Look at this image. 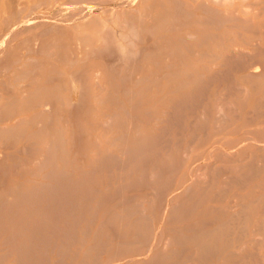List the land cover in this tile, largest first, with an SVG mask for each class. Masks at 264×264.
Listing matches in <instances>:
<instances>
[{"label":"rangeland","instance_id":"1","mask_svg":"<svg viewBox=\"0 0 264 264\" xmlns=\"http://www.w3.org/2000/svg\"><path fill=\"white\" fill-rule=\"evenodd\" d=\"M91 1L93 0H77L74 3L72 2L73 4L67 3L69 8L68 6H66V4L63 5L62 8H59L57 4L47 5L41 2L36 7V9L31 11V3H29V0H24V2H22L25 4H22L23 6H25L23 8L26 9L18 7L16 0H0L4 8V16H2L5 17V19L3 20V17L0 19V26H4L3 28L0 27L2 28V33L5 32L7 24L11 27V36L7 38V41L5 40L3 43L0 42V93L4 94L2 98L0 97V100L2 101H0V107L2 106L0 110V118L2 117L0 120V146H2L0 147V156H2L0 157V167H2L3 169L4 167L7 168L5 169V172L0 171V196H2L0 197V203H2V205L0 204L2 209H0V256H2L0 257L2 258L0 259V264H33V262L34 264H59L60 262L58 261H61V263L64 262V264H78L80 261L82 263L79 264H83V260L85 262L84 264H102L103 262L114 257V251L118 252L121 249L123 251L125 247L131 248V245L132 248L136 247L135 249L133 248V251L132 249H125L123 253L119 251V254H124V252H126L125 255H130V257L132 258L131 259L127 257L128 263L125 261V264H155L156 261L160 260L162 262L165 259L167 261L165 260L162 263L168 264L169 261L171 262L173 259L180 260L183 258V256L185 257L186 255L189 256V258H194L195 261L189 262L182 259L176 264H228L230 261L232 262L234 260H239V258L241 259L242 256H247L248 254L249 255L246 260L244 257L240 262L238 261L237 264H264V207L262 206L257 208L254 206L255 204H253L255 208L253 211L249 212L250 218L252 220L249 218L248 214L249 224L246 220V214L244 215L245 217L243 216L244 218H242L246 221L241 220V217L235 215V218L238 219L237 221H235L236 224L233 223L234 221H231L233 223L232 226L231 224H229L227 230H231V232L227 231L229 233L226 232V236H228L229 238L227 243H232V246L230 245L227 249H225V251H223L224 249L221 251L222 253L231 252L229 257H226L221 253L215 254L214 257L211 254L208 257H205L207 260L204 258L205 260L203 259L204 261L200 263L196 261V258L198 260L199 257V255L196 254V246L191 244V242L186 238L187 235L191 234V232L194 230L196 232H199V230L203 229L204 227L210 228V224L208 223H210V221L211 223L213 222V215L215 214V209L212 208L223 207L224 209H226V211H228L229 209V213L235 214L240 209V206L237 205L235 206L236 208L231 207L233 203H249V200L258 198L260 195L262 196H260L261 199L259 198L260 201H264L262 200V198L264 197V194H262L264 191V157L262 156L264 155V103H261L260 105V101L262 102V99L264 98V96L261 94L263 93L262 90L264 91V0H223L224 4H222L223 1H221V4L219 6L218 4L212 2L206 3L204 7L207 6L213 9L216 8L217 10H221L222 14L225 13L224 15L220 16V11L216 10L219 17L216 11H214V13H216L214 16V13L206 12L205 8L204 10H201L199 12L196 11V9L194 8V3L190 0H176L182 6L187 7L188 16L179 17L178 19L163 17L157 18V20L155 21L154 29L149 31L146 34V38L143 40V43H146L149 46L153 45L154 47L144 49L143 51L140 50L135 54V56H133L134 54L129 56V60L131 59L132 61L130 60L127 65H122L120 64V62L114 64L111 57H100L93 55V53L90 51L93 47H97L99 45V43L96 41L92 45L88 44L84 46L79 44V37H83L85 35H93L92 32H82L81 30H77L75 28V25H77L81 21H84L83 19L78 20L76 16H70L71 18L67 22H65L66 20L63 22V24L70 25L71 30L66 33L67 35H60L55 33L57 27L54 25L56 22L62 23V18L66 17L67 15H72L73 12L78 10L81 4ZM125 3L126 0H105L104 3L96 4L94 0V5H92V3V6L89 5L90 7L86 6L83 9V14L93 15L99 12L100 7H115L127 9L129 7V4ZM157 3V1L152 3L151 9L155 10L157 8ZM11 8L13 11L11 10ZM20 8L23 11L19 10ZM59 9L60 11H58ZM27 10L30 11L28 12ZM17 11L20 12L18 13ZM11 12L14 13V15L11 14ZM26 12L29 15L28 17H30V21L33 22L28 25L27 22L23 21L24 19L21 21L18 20L19 16L26 14ZM176 12H179V15L183 14V12L179 9L176 10ZM155 13L156 11H152L147 16H145V19H152V17L155 16ZM5 14L9 17H7ZM216 17L219 19V21L221 18V20L225 18V20H223L224 22L221 21L222 25L219 21H215V19L218 20ZM9 18L10 20H8ZM15 18L18 21L17 23H13L16 22L14 21L16 20ZM211 18L214 19L212 20ZM226 18L232 19V21H230L229 19L226 20ZM209 20L210 22H208ZM211 20L213 21V24L211 23ZM1 21H4V23H2ZM204 21L206 23H204ZM218 24L220 25L218 26ZM114 29H116V33L117 31H119L116 26ZM190 31H194L199 35H209L212 41L210 40L206 45L199 46L198 34L195 36L192 35L193 38L192 36H186L189 35L188 33H190ZM142 36L143 34L141 35V37ZM195 37L197 39H195ZM67 39L68 41H70V44H63ZM168 39L187 40V46L180 49L178 51V54H173L178 57L184 55L188 58H191L188 60H195L192 63L195 65L196 70H194V72H179V76L177 77L178 80L168 81L160 76V73H162V71H165V65L167 63H169L170 69H176L174 65H176L177 62L169 56L167 49H165V41ZM59 42L61 43L60 45L53 46V44ZM40 43L44 44L43 48H40ZM50 45L52 46V48L48 49V52H50V54L48 52L43 54V49L45 50V48H48V46ZM80 49L81 51L77 53V51H79ZM71 50L76 53L72 54V57L68 55V58L72 60V64L68 61L69 65L67 64L66 66L64 65V63L67 61H63L61 55L62 53L68 54ZM85 51L87 53V55H85L87 58L86 61L84 60L85 63H83V60L78 59H81L82 56H84ZM246 51L249 52L245 53ZM231 52L233 53L231 54ZM255 52H258V55L254 54ZM47 53L49 55H47ZM205 53L208 56L205 55ZM209 53L212 54L211 59L209 57ZM248 53L251 56H249ZM245 54H247L249 57H246ZM136 55L138 56V58H136ZM236 55H240V58H237ZM230 56L232 57L230 58ZM131 57H134L135 59H132ZM246 58H249L250 60L247 61ZM234 59H236L237 61ZM242 59L245 60L246 63L248 62V64H251L254 61H258L257 63H259V65L257 64V72L255 75L259 76H257L256 79H243L242 76H245V74H247L248 72V70H246V68L244 67H246L248 64H246L245 61L243 62ZM239 60H241V62ZM238 61L239 63L237 65ZM93 63H101L106 67V70L111 69L112 75L113 77L117 78V81L115 79L113 81L107 80L105 82H102L101 85H98L92 78L82 79L79 76L76 78H72V75L69 73L71 69H74L73 67H71L72 65L74 67H77L82 64L92 65ZM207 68H209V70H206ZM258 70L260 72H258ZM23 72H25V74H23L25 75V77L22 75ZM194 76H198V78L197 80L192 81V77ZM121 78L125 79L120 80ZM202 78L205 82L202 80ZM55 79H58L60 81H56ZM199 79L201 82L199 81ZM71 80L73 81L71 82ZM37 82H44L49 84V86L52 84L56 85V82H58L57 88H53H56L59 93V98L57 99L59 101L62 100V102L60 101V107L63 104V107H61L60 110L55 111V113L53 114H49L48 118L47 116H45L44 120H42L41 117L38 118L37 115L39 110L34 105V102L38 99L39 96V94L37 95V93H35V90L33 89L34 85ZM83 84H86V86H88L87 88H85L86 91L83 88ZM251 85L254 87H252ZM243 87H246V89H243ZM76 89V93L78 92L77 94H75L74 91ZM241 89L244 91H242ZM82 92L84 94H82ZM86 92L90 94V96L88 95L89 98H86ZM29 93H32L30 95L37 96H34V99L29 95ZM81 95L82 97H80ZM24 96H26V100ZM259 97L263 98L261 99ZM27 98L30 99V101L27 100ZM31 98L35 101L32 102ZM50 99H55L54 101H56V98L53 96L50 97ZM183 99L185 102H183ZM20 101H23L25 104ZM226 101L229 105L226 104ZM258 101L259 104L257 106ZM66 102L67 105L65 104ZM78 102L82 103L78 106ZM22 103L23 105H21ZM26 103L28 105V108ZM72 104L73 106H69ZM74 104L75 106L77 104L76 108ZM82 104L85 106H81ZM218 104L222 106L223 112H221L222 110L218 111V109H221ZM225 104L226 109L224 111ZM15 105L18 108L20 107L19 105H21L22 109L28 110L19 111V109ZM25 105L27 109L25 108ZM31 105H33L32 108ZM12 106L15 107L12 108ZM218 106L219 108L216 109ZM71 107L74 109H72ZM215 109L217 110V112ZM74 110L76 111V113L74 112ZM57 112L59 115L57 114ZM218 113L220 115L224 114V116H217ZM32 115L36 118H33ZM50 116L52 117L50 118ZM109 116L111 117L110 122H108V120L110 119ZM20 117L23 118L22 121H25L23 122L24 124H20L22 127V131H20L21 127L17 128L19 125H17V123ZM55 119L57 120V122ZM29 120L32 121L30 122ZM40 122L41 125L39 124ZM107 122L109 123V125ZM104 123H107L108 127L106 126V124L105 126H103ZM15 124L17 130H14L16 129L14 127ZM12 126L14 128H12ZM2 127L4 130L6 129V131L10 129L11 134H13L15 131H17V133H14L15 135L12 137L10 135V132H7L9 133L7 134L6 131L1 130ZM54 127L56 128L57 132L60 131L61 133L58 134L59 138L53 141L55 146L53 145V143L48 145V147L51 145V149H47L49 150V152L47 151V154L55 153V157L51 155L48 156L51 158H47L46 152H39V142L43 138L50 141L52 128ZM104 127L107 128L104 129ZM48 130L51 131L48 132ZM260 130L262 133L260 132ZM1 132H3L5 136L1 135L3 134ZM19 133H22V136L19 135L18 137ZM254 133L256 136H254ZM60 136H62L63 139ZM15 137L18 138L16 139ZM151 139L153 140L154 145H152V142L150 141ZM137 140L138 143L136 142ZM62 141L65 143L64 146ZM139 141L141 145L144 144V148L142 147L143 152L140 148L138 149V146L140 145ZM155 141L156 143H154ZM146 143L148 144L147 146L145 145ZM53 146L56 149L53 148ZM30 147L32 148L30 149ZM33 148H35V150ZM132 148H134L135 150L137 148L138 154L139 150L140 153L142 152L140 155L136 154L137 152H135L136 155H132L131 158H133L134 161H132L129 156L131 155V152L134 153L135 151H133ZM128 149H130L131 151L128 152ZM125 150H127L128 153H126ZM122 152L123 155H121ZM110 155L113 156L111 157ZM105 156L107 157L106 159ZM114 156L118 157V159L115 157L117 161L114 160ZM127 156L129 157V159L127 158ZM133 156L136 157V159ZM44 158L49 159L48 162L44 161ZM41 159L46 163L45 168L44 166H41L42 168L39 167L40 161H42ZM99 159L101 160V162ZM126 159H128L130 162ZM149 159H152L153 161L151 160L150 163ZM124 160L126 161V163ZM65 161L69 163L71 167L69 168V170H66L62 166ZM50 163L56 164H52L53 166L51 165L53 170H51ZM87 163H89V167L86 166ZM135 163L138 165H136ZM141 164L143 165L140 166ZM3 165L5 166L3 167ZM57 165L58 167L61 166L60 170L58 168H55V166L57 167ZM153 165L156 167L154 170L153 168H151L153 167ZM159 165H163V168L160 166V169ZM165 165L166 167H164ZM21 167L23 169H21ZM141 167L143 168L141 169ZM196 167L199 169V171H196ZM39 168L41 169L39 170ZM134 168L136 170L137 168L139 169L136 172ZM151 169L153 170V172L151 171ZM159 169L160 171H163V169H170V171L167 170V173L166 171H164L165 174L164 172H162L163 175H166L168 180L167 178L164 179L165 176L163 177ZM57 171H59L60 173ZM141 171L142 173H144L142 174ZM48 172L52 173V175ZM82 172L86 173L84 174ZM130 172L131 174L128 175V173ZM154 172H158L155 175L157 177L156 179L154 177V174H152ZM197 172H199V174H197ZM46 173L51 176H45L48 175ZM57 173L61 174L62 177H58ZM145 173L147 175H145ZM150 173L151 175H153L152 177ZM63 174H65L67 178H65ZM139 174L140 176L142 175L141 178H143V182L145 181L146 183L151 180L150 178L154 177V179H152L153 181L151 180L150 182H152L153 184L156 183L154 185H156L157 187L159 185L158 188H160L161 185V192L160 189H157V187V190L153 188L154 185L152 183H150L149 185V183L144 184L145 182H142V184H140L139 186V182L141 183ZM53 175H57V177L55 176L54 178L56 179L55 181L53 179ZM43 176L47 178H44ZM159 176L161 178L163 177V180H167V183L165 181V183L162 184L163 181L161 183L159 182L160 180L156 181L157 179H159ZM196 176L199 178H197ZM144 178L147 179L144 180ZM88 179L90 180L88 181ZM86 180L92 184H88ZM157 182H159V184ZM79 183L82 184V187L78 186L80 185ZM126 184H129V186H127ZM32 185L34 186V188H32ZM52 185L55 186V188H53ZM57 185L59 187V190ZM62 185H64V188L62 187L63 189H65L63 190L64 192L61 189ZM25 186L31 187L33 191L32 197H30V195L27 196L28 200L24 193L27 190H24ZM87 186L90 191L92 189L91 193L90 191L88 192V190H84ZM118 186L122 187L118 188ZM72 187L76 191H72ZM40 188L43 189L40 190ZM45 188H48V192ZM117 188L119 191L120 189L122 190L118 193V191H115L117 190ZM142 188L143 190H141ZM185 188L186 190H184ZM35 189H37V191H35ZM52 189L54 190L52 191ZM55 189H57L58 193ZM66 189L68 192L66 191ZM162 189L166 190V193H162ZM155 190L158 192H154ZM84 191L86 193H84ZM113 191L116 193H113ZM22 192L24 193V195ZM36 192L39 193L37 194ZM53 193L54 196H52ZM120 193L121 203L120 205H118L120 200L118 199V201L116 200L117 202H113L112 199H116L118 197L117 195H120ZM152 193H155V195H153ZM35 194H37V196H33ZM114 194L115 196L109 198ZM122 194L126 196L123 197ZM86 195L89 197H87ZM22 196L23 198H25L22 199ZM10 197L14 198L12 199ZM90 197L91 199H89ZM129 197L131 199H129ZM8 198H10L9 201ZM105 198L107 199L105 200ZM25 199L27 202H25ZM108 199H111L109 205H107V203H109ZM124 199H126L129 203L127 204L125 202L126 200ZM241 199L242 201H240ZM68 200L69 203L71 202V206L75 205L77 207H71L69 206V203L66 206L65 202L67 203ZM122 200H124V202ZM103 201L105 204L103 203ZM3 202L8 205V209L7 205ZM60 202L62 205L60 204ZM199 202H202V204L200 205ZM175 203L180 205L178 207V210L175 209L178 206L177 205L175 207ZM114 205H116V207ZM135 205H137V208H140V210L138 209L139 211H141V207L145 210L142 209V213L138 214L139 212L135 210V207H133ZM56 206L59 208H57ZM172 206L175 208L173 209ZM37 207L38 210H36ZM106 207L108 210L106 209ZM98 208L99 211L97 210ZM86 209H89L87 210L89 212H87ZM105 209L107 211H105ZM183 209L185 210L184 214L186 213V215L183 214ZM63 210L65 211V213ZM169 210L173 212V215ZM15 211L17 214L15 213ZM94 211L96 213H94V217L92 216V219L94 218L92 220L90 218L91 214H93ZM108 211H110V213H108ZM260 211L263 212L261 213ZM57 212H59V214H57ZM70 212H72V215ZM169 212L171 214H169ZM206 212H208L207 216ZM67 213H69L70 215ZM179 213L181 215H179L180 218L185 217V219H183L184 221H179V216L176 217L175 214ZM73 215L75 219L73 218ZM142 215L144 217H142ZM171 215L173 217L175 215V217L177 218V222L174 220L175 217L173 218ZM170 216L173 219L171 218L170 220H168ZM11 217L14 220H12ZM138 217L142 218L140 219ZM105 218H107L108 220ZM136 218L141 221L137 220ZM143 218H146V220L148 221L146 222L149 227L146 226V222L144 223L145 219ZM235 218L233 217L234 220H236ZM55 219L58 220V222ZM104 219L105 221L107 220V223L104 221ZM149 219L151 221H149ZM255 219L260 220V223L259 221L258 223L257 221L255 222ZM262 219L263 221L261 222ZM72 220H77L75 221L76 223L74 222V225L76 224L75 226L72 225ZM90 220L93 221L92 224H87ZM42 221L43 223H45L43 224ZM100 221L103 225L99 223ZM170 221L172 222V224ZM205 221H208V223L205 224ZM242 221L245 222H243V224L247 223L245 226L243 225L244 231H242L241 229ZM108 222L111 223L109 224L110 226H113L111 228H113L115 232H112V229H109L110 226L108 225ZM126 222L128 223L127 225L125 224ZM140 222L142 223L141 225ZM23 224L24 227H22ZM100 224L101 227L99 226ZM105 225H108L109 227ZM256 226H258L257 229L259 230V226H262V229L260 230L262 232H259V230L253 232L254 229L256 230ZM20 227L22 230L20 229ZM38 227H40L41 230ZM145 227L148 228L146 229ZM168 227L172 231H170ZM66 228L68 230L70 228V231L67 233L70 234L71 232V234H75L76 236L74 237L73 235L72 237H70L66 233ZM75 228L76 231H74ZM189 228H192V230L187 232L186 230H189ZM84 229H87L86 231L89 230V233L84 231L85 234H81ZM238 229H241L240 232L242 233H239ZM37 231L39 235L37 234ZM72 231H74L75 233H73ZM21 232L24 235H22ZM54 232H56V234H54ZM100 232L102 234H100ZM17 233H19V235ZM122 233L125 234V237ZM65 234L69 236V238L67 239L69 241L66 240L65 237L68 236ZM241 234H243L244 236H242ZM31 235H34V238ZM63 235L64 237L61 238ZM116 235H119V237H116ZM160 235L162 237L161 239ZM183 235H185L186 239ZM94 236L95 239L93 238ZM97 236L98 239H96ZM120 236L122 237V239ZM239 236H241L242 239ZM31 237L33 238V240H31ZM236 237L239 239H236ZM46 239L47 242H45ZM24 240L25 243L22 244ZM29 240L32 243L28 242ZM72 240L74 241L73 244ZM137 240L138 242L137 244H135V241ZM169 240L170 243H173L174 245H170V243L168 244ZM257 240L263 242L261 244L259 242V246L253 245L258 242ZM84 241L85 243H83ZM126 241L132 243L129 244L127 242L128 245L125 244L126 246L124 244H121L122 242L126 243ZM248 241H250L251 243ZM44 242L48 244L44 245ZM70 242L71 245H69ZM118 242H120L119 244L123 245L122 247L120 245L121 248L119 247ZM185 242L186 244H183ZM80 243L82 244L80 245ZM100 243L102 248H104V246L105 248L103 249V253L99 255L98 253L102 252V248H100V245H98ZM61 244L63 246H61L62 248L60 247ZM94 244L96 245L95 247L97 248V251L94 247ZM58 245L60 247V250H58ZM243 245L244 248L242 247ZM36 246L39 248V250ZM19 247L20 250H18ZM240 247L242 248V251L239 250L241 249ZM148 248L149 251H147ZM181 249H186L183 254L180 253L181 251H183ZM57 250L60 252H58ZM50 251L52 252L50 253ZM87 251L89 255H87V259H85ZM158 252H160L161 254ZM5 253H8L9 255ZM83 253L86 254L83 255ZM157 253L160 256H158ZM174 253L177 255H173ZM190 253L192 254V256L190 255ZM253 253L254 255H252ZM42 254H44L45 256ZM74 254H76L77 256L75 257ZM16 255H18V257ZM153 255H157V257ZM161 255H163L162 257L167 256V258L165 257L164 259H160ZM250 255H252L253 257H250ZM82 256H84L85 258ZM47 257L49 259H46ZM92 257H94L93 260H96L97 262H88L93 261ZM189 258H187V260H189ZM150 259H152L153 261H151ZM154 259L156 261H154ZM70 260L72 263L70 262ZM86 260L88 263H86ZM161 262H159V264Z\"/></svg>","mask_w":264,"mask_h":264},{"label":"bare ground","instance_id":"2","mask_svg":"<svg viewBox=\"0 0 264 264\" xmlns=\"http://www.w3.org/2000/svg\"><path fill=\"white\" fill-rule=\"evenodd\" d=\"M11 1V0H10ZM75 1H77V0H29V3H31V11L32 10H34V9H36V7L42 2V3H44V4H57L58 5V7L59 8H62V6L63 5H65L66 4V6H68L67 5V3L68 4H71L72 2L74 3ZM117 1V0H116ZM158 2L157 3V8L154 10V9H151L152 8V3H154V2ZM190 1H192L193 3H194V8L196 9V11H201V10H204V8L206 9V12H209V13H214V11H216L217 9L216 8H211V7H204L205 6V4L206 3H208V2H212V3H215V4H218V6L221 4V1H223V0H190ZM225 1V0H224ZM224 1H223V3L222 4H224ZM16 2H17V5H18V7H21V8H23V7H25V6H23L22 4H24V3H22V2H24V0L22 1V0H16ZM15 2V3H16ZM105 2V0H95V3L96 4H98V3H104ZM134 2H136V3H134ZM5 3V2H4ZM72 3V4H73ZM93 3V4H92ZM226 3V2H225ZM230 3V2H229ZM228 3V4H229ZM94 5V0L93 1H91V2H88V3H84V4H81L80 5V7L78 8V10L77 11H75V12H73L72 13V15H67L66 17H64V18H62V23H55V25L54 26H56L57 28H56V30H55V33H57V34H60V35H67L66 33L69 31V30H71L70 29V25L69 24H63V22L65 21V22H67L71 17L70 16H76L77 18H78V20H80V19H83L84 21H81L80 23H78L77 25H75V28L77 29V30H81L82 32H92L93 33V35L92 36H89V35H85V36H83V37H79L78 38V41H79V44H81V45H88V44H90V45H92V44H94L95 43V41L96 42H98L99 43V45L97 46V47H93L92 49H91V51L90 52H92L93 53V55H95V56H105V57H111L112 59H113V62H114V64H116V63H119L120 62V64H122V65H127L129 62H130V60H129V56H131V55H133V56H135V54L137 53V52H139L140 50L141 51H143L144 49H149V48H153L154 46L152 45V46H149V45H147L146 43H143L144 41V39L146 38V34L149 32V31H151L152 29H154V27H155V21L157 20V18H160V17H163V18H172V19H178L179 17H187L188 16V10H187V7H185V6H182L179 2H177L176 0H126V3L125 4H129V7L127 8V9H123V8H106V7H100V10H99V12H97V13H95V14H93V15H88V14H83L84 13V11H83V9L86 7V6H88V7H90L89 5ZM183 4V3H182ZM12 5H13V3H12ZM11 5V6H12ZM25 5V4H24ZM51 5V6H52ZM91 5V6H92ZM71 6V5H70ZM221 6H223V5H221ZM6 7V6H5ZM9 7V6H8ZM95 7V6H94ZM123 7V6H122ZM13 8V7H12ZM12 8H11V10H12ZM19 9V10H22V9ZM68 8H69V6H68ZM23 9H26V8H23ZM88 9V8H87ZM180 10V11H182L183 12V14H181V15H179V12H176V10ZM6 10V9H5ZM13 11V10H12ZM23 11V10H22ZM21 11V12H22ZM28 11V10H27ZM30 11V10H29ZM28 11V12H29ZM58 11H60V9L58 10ZM152 11H156V13L154 14L155 16H153L152 17V19H145V16H147L149 13H151ZM217 11H220V13H221V10H217ZM216 11V12H217ZM18 12V11H17ZM16 12V13H17ZM20 12V11H19ZM18 12V13H19ZM88 12V11H87ZM3 13H4V8H3V6H2V4H1V2H0V19L4 16L3 15ZM7 14V13H6ZM5 14V15H6ZM10 14V13H9ZM11 14H13L14 15V13H12L11 12ZM10 14V15H11ZM60 14V13H59ZM58 14V15H59ZM62 14V13H61ZM215 14L216 13H214V16H215ZM225 13H221V14H219L220 16L221 15H224ZM3 15V16H2ZM12 15V16H13ZM21 15V14H20ZM217 15H218V12H217ZM219 15H218V17H219ZM7 16V15H6ZM17 16V15H16ZM29 15L27 14V12H26V14H23V15H21V16H19V18H18V20H23V21H25V22H27V25L28 24H31V23H33L32 21H30V17H28ZM7 17H9V16H7ZM75 17V18H76ZM225 17V16H224ZM227 17V16H226ZM76 18V19H77ZM217 18V17H216ZM3 19H5V17H3L2 18V20ZM16 19V18H15ZM212 20L214 19V18H211ZM218 19V18H217ZM222 19V18H221ZM220 19V21H219V19L218 20H216L215 19V21H219L220 22V24H221V21L222 22H224L223 20H225V18H223V20H221ZM227 19H229V18H226V20ZM8 20H10V18L8 19ZM211 20V21H212ZM230 21H232V19H229ZM14 21H16V22H13V23H17L18 21H17V19L16 20H14ZM2 22V21H1ZM208 22H210V20L208 21ZM2 23H4V21L2 22ZM198 23V22H197ZM204 23H206L205 21H204ZM212 24H213V21L211 22ZM10 24V23H9ZM217 24V23H216ZM220 24H218V26L220 25ZM4 25V24H3ZM13 25V24H12ZM16 25H18V24H16ZM222 25V24H221ZM114 26V27H113ZM115 26L118 28V30L119 31H117V33L115 32L116 31V29H114L115 28ZM0 27H2V25L0 26ZM4 27V26H3ZM2 27V28H3ZM6 27V26H5ZM52 27V26H51ZM2 28H0V42L1 43H3L5 40L7 41V38H9V36H11L10 34H11V32H10V30H11V27L7 24V27H6V29H5V32L4 33H2ZM143 34V36L141 37V35ZM189 35H186V36H188V37H191L192 35H197L198 33H196V32H191L190 31V33H188ZM13 35V34H12ZM132 35V36H131ZM199 35V34H198ZM13 38V37H12ZM67 38V37H66ZM192 38H193V36H192ZM215 38H216V36H215ZM195 39H197L196 37H195ZM211 40V37L209 36V35H206V34H200L199 36H198V41H199V43H198V45L199 46H201V45H206L207 43H209V41ZM187 40H185V39H175V40H170V39H168V40H166L165 41V43H166V45H165V49H167V51H168V53H169V56L170 57H172V59L173 60H175L176 62H177V64L176 65H174V67L176 68V69H170V67H169V63H167L166 65H165V71H162V73H160V76L161 77H163V78H165L166 80H168V81H170V80H178V76H179V72H187V71H193L194 72V70H196V68H195V65L192 63V62H194L195 60L193 59V60H188V59H191V58H188V57H186V56H184V55H182V56H180V57H178V56H176V55H174V54H178V51L180 50V49H182V48H184V47H186L187 46V42H186ZM212 41V40H211ZM9 42V41H8ZM232 42V41H231ZM233 43V42H232ZM231 43V44H232ZM245 43V42H244ZM61 43L59 42V43H56V44H53V46H58V45H60ZM63 44H70V41H68V39L63 43ZM247 44V43H246ZM255 44V43H254ZM39 45V44H38ZM257 45V44H256ZM40 48H43L44 47V44H42V43H40ZM79 46V45H78ZM77 46V47H78ZM223 47H226V46H223ZM257 47H259V46H257ZM49 48H52V46L50 45V46H48V48H45V50L43 49V51H42V53L44 54V53H46V52H48V49ZM64 48V47H63ZM66 48V47H65ZM237 49V48H236ZM257 49H259V48H257ZM257 49H256V51H257ZM261 49V48H260ZM64 50H66V49H64ZM85 50V49H84ZM81 51V49L79 50V51H77V53H79ZM231 51V50H230ZM233 51V50H232ZM238 52H239V50H238ZM247 52H249V51H246L245 53H247ZM49 54H50V52H48ZM47 53V55H49ZM76 52H73L72 50L71 51H69V53L68 54H66V53H62V55H61V57L63 58V61L65 60V61H67V62H65L64 63V65H66L67 66V64L69 65V63H71L72 64V60L70 59V58H68V55H72V54H75ZM174 53V54H173ZM233 52H231V54H232ZM140 54V53H139ZM237 54H239V53H237ZM240 54H241V51H240ZM244 54V53H243ZM249 54V53H248ZM252 54V53H251ZM254 54H256V55H258V52H255ZM85 55H87V53H86V51H85V53H84V56H82V58L81 59H78V60H83V63H85L84 62V60L86 61V56ZM205 55H207L206 53H205ZM234 55V54H233ZM232 55V56H233ZM246 55V57L248 56L247 54H245ZM261 55H262V53H261ZM137 56V55H136ZM208 56V55H207ZM224 56V55H223ZM232 56H230V58L232 57ZM240 56V55H239ZM239 56H237L236 55V57L237 58H240ZM243 56V55H242ZM249 56H251L250 54H249ZM248 56V57H249ZM72 57V56H71ZM209 57H210V59L212 58V54H210L209 53ZM215 57V56H214ZM227 57H228V55H227ZM234 57V56H233ZM128 58V59H127ZM132 59L134 58V57H131ZM136 58H138V56L136 57ZM229 58V59H230ZM135 59V58H134ZM216 59H217V57H216ZM225 59V58H224ZM167 60V59H166ZM198 60V59H197ZM196 60V61H197ZM234 60H236V59H234ZM243 60V59H242ZM246 60L248 61V60H250L249 58H246ZM252 60H254V59H252ZM256 60V59H255ZM68 61H69V63H68ZM132 61V60H131ZM134 61V60H133ZM225 61V60H224ZM227 61H228V59H227ZM237 61V60H236ZM235 61V62H236ZM240 62H241V60H239ZM239 61L237 62V65H238V63H239ZM245 60H243V62H244ZM233 62V61H232ZM234 62V63H235ZM242 62V63H243ZM258 61H254V62H252L251 64H248V62L246 63V61H245V63L246 64H248L246 67H244V68H246V70H248V72H247V74H245V76L243 75L242 77H243V79L244 78H246V79H248V80H251V79H256L257 78V76H259V75H255L256 74V72H257V64L259 65V63H257ZM244 63V64H245ZM36 64V63H35ZM244 64H242V65H244ZM241 65V66H242ZM30 66V65H29ZM220 66H222V65H220ZM219 66V67H220ZM241 66H240V69H241ZM71 67H73L74 69H71L70 70V74L72 75V78L73 77H80V78H82V79H87V78H92V79H94V81H95V83L96 84H98V85H101V83L102 82H105V81H107V80H110V81H113L114 79L117 81V78L116 77H113V75H112V70L111 69H107L106 70V67L104 66V65H102L101 63L100 64H96V63H93L92 65H85V64H82V65H79V66H77V67H74L73 65L71 66ZM239 67V66H238ZM260 67V66H259ZM112 68V67H111ZM263 68V67H262ZM261 69V68H260ZM206 70H209V68H207ZM240 71V70H239ZM53 72V71H52ZM55 72V71H54ZM218 72H219V70H218ZM258 72H260L259 70H258ZM57 73H59V72H57ZM98 73H101V74H98ZM23 74H25V72H23L22 73V75ZM29 74H30V71H29ZM261 74V73H260ZM218 75V74H217ZM262 75V74H261ZM24 77H25V75H23ZM27 76H28V74H27ZM201 76V75H200ZM214 76V75H213ZM212 76V77H213ZM264 76V75H263ZM17 77V76H16ZM19 77V76H18ZM22 77V76H21ZM39 77V76H38ZM202 77V76H201ZM211 77V78H212ZM219 77V76H218ZM242 77H240V78H242ZM54 78V77H53ZM197 78H198V76H194V77H192V81H195V80H197ZM208 78V77H207ZM16 79H18V78H16ZM78 79V78H77ZM123 79H125V78H123ZM122 78L120 79V80H123ZM180 79V78H179ZM259 79H260V77H259ZM56 81H60V80H58V79H55ZM74 80V79H73ZM73 80H71V82L73 81ZM202 80H203V78H202ZM245 80V79H244ZM35 81V80H34ZM199 81H200V79H199ZM204 81V80H203ZM254 81V80H253ZM61 82H62V79H61ZM77 82V81H76ZM201 82V81H200ZM205 82V81H204ZM203 82V83H204ZM57 84H58V82H56ZM250 83V82H249ZM262 83V82H261ZM32 84V83H31ZM57 84L55 85V84H52V85H50L49 86V84H47V83H44V82H37L35 85H34V90H35V93H37V95L39 94V96H38V99L35 101L34 99V96H37V95H30V94H32V93H29V95L30 96H32V98H34V99H32L31 98V101L33 102V101H35L34 102V105L38 108V118L39 117H41L42 118V120H44V117L45 116H47V118H48V115L49 114H53V113H55V111H58V110H60L61 109V107H63L62 105H61V107H60V101L62 102V100H58L57 98H59L58 97V95H59V93H58V91H57ZM255 84V83H254ZM252 85H253V83H252ZM251 85V86H252ZM258 85V84H257ZM48 86H49V89H48ZM85 86V87H84ZM186 86H187V84H186ZM53 87H56L55 89L53 88ZM88 86H86V84H83V88L85 89V88H87ZM198 87V86H197ZM252 87H254V86H252ZM258 87V86H257ZM260 87V86H259ZM243 89H246V87H243ZM242 90V89H241ZM75 91V94H77L76 93V91H77V89L76 90H74ZM85 91H86V89H85ZM242 91H244V90H242ZM262 92L263 93H261L263 96H264V91L262 90ZM87 93V92H86ZM82 94H84L83 92H82ZM257 94H258V92H257ZM88 95L90 96V94L89 93H87V97H86V94H85V97L86 98H89L88 97ZM130 95H131V93H130ZM4 96V94L3 93H0V97L2 98ZM29 96V97H30ZM55 97L56 98V101H54L55 99H50V97ZM244 96V95H243ZM28 97V96H27ZM80 97H82V95L80 96ZM80 97H79V99H80ZM84 97V96H83ZM24 98H25V100H26V96H24ZM259 98H261V97H259ZM263 98V97H262ZM261 98V99H262ZM21 99V98H20ZM82 99V98H81ZM85 99V98H84ZM218 99V98H217ZM220 99V98H219ZM223 99H225V98H223ZM264 99V98H263ZM263 99H262V102L260 101V105H261V103H264L263 102ZM23 100V99H22ZM27 100H29L30 101V99H28L27 98ZM69 100V99H68ZM260 100V99H259ZM1 101V100H0ZM14 101V100H13ZM18 101V100H17ZM182 101V100H181ZM222 101V100H221ZM2 102V101H1ZM19 102V101H18ZM18 102H17V104H18ZM20 102H23V101H20ZM84 102H87V101H84ZM83 102V103H84ZM183 102H185L184 101V99H183ZM13 103V102H12ZM16 103V102H15ZM24 103V102H23ZM23 103L21 104V105H23ZM29 103V102H28ZM79 103V104H78ZM77 104H78V106L82 103H80V102H78ZM99 103H101V102H99ZM179 103V102H178ZM181 103V102H180ZM222 103V102H221ZM25 104V103H24ZM30 104H31V102H30ZM33 104V103H32ZM55 104V105H54ZM66 105H67V102L65 103ZM77 104H76V106H77ZM223 104V103H222ZM226 104H228V102L226 101ZM226 104H225V108H224V111H225V109H226ZM258 104H259V101H258V103H257V106H258ZM9 105H11V104H9ZM21 105H19L20 107L18 108L16 105V107L19 109V111H27L28 109V105H27V103H26V105H27V108H26V105H25V108L27 109V110H24V109H22V107H21ZM219 105V104H218ZM229 105V104H228ZM14 106V107H15ZM32 106L33 105H31V108H32ZM69 106H73V104L72 105H69ZM74 106H75V104H74ZM76 106H75V108H76ZM81 106H85V105H81ZM80 106V107H81ZM217 106V105H216ZM219 106L221 107V109H218L219 108ZM216 109H218V111L219 110H222V106L221 105H219ZM257 106H256V108H257ZM263 106V105H262ZM2 107V106H1ZM1 107H0V110H1ZM13 106H12V108H14ZM80 107H77V108H80ZM180 107H181V105H180ZM261 107V106H260ZM72 108V107H71ZM256 108H255V110H256ZM16 109V108H15ZM70 109V108H69ZM72 109H74V108H72ZM82 109V108H81ZM80 109V110H81ZM88 109V108H87ZM215 109V110H216ZM71 110V109H70ZM78 110V109H77ZM8 111H10V110H8ZM16 111V110H15ZM79 111V110H78ZM77 111V112H78ZM1 112V111H0ZM6 112V111H5ZM60 112V111H59ZM74 112L76 113V111L74 110ZM88 112V111H87ZM216 112H217V110H216ZM221 112H223V110L221 111ZM69 113H70V111H69ZM89 113V112H88ZM149 113V112H148ZM165 113V112H164ZM19 114V113H18ZM57 114H58V112H57ZM78 114V113H77ZM261 114V113H260ZM7 115H9V114H7ZM40 115V116H39ZM55 115V114H54ZM59 115V114H58ZM89 115V114H88ZM220 114L218 113L217 114V116H219ZM11 116V115H10ZM33 116V115H32ZM220 116H224V114H222V115H220ZM260 116V115H259ZM52 116H50V118H51ZM60 117V116H59ZM69 117H70V114H69ZM110 117V116H109ZM2 118V117H1ZM1 118H0V120H1ZM30 118V117H29ZM33 118H36V117H34L33 116ZM22 117H20L19 118V121H18V123H17V125H18V127L17 128H20L21 127V123H23V122H25V121H22ZM28 119V118H27ZM26 119V120H27ZM66 119V118H65ZM56 120V119H55ZM110 120H111V117H110V119L108 120V122H110ZM256 120V119H255ZM30 122L32 121V120H29ZM40 121H41V119H40ZM47 121H48V119H47ZM253 121V120H252ZM35 122V121H34ZM38 122H39V119H38ZM37 122V123H38ZM56 122H57V120H56ZM107 122V123H108ZM261 122V121H260ZM27 123V122H26ZM48 123V122H47ZM49 123H50V121H49ZM107 123H104L103 124V126H105V124H106V126H107ZM24 124V123H23ZM40 125H41V122L39 123ZM40 125H39V127H40ZM51 125V124H50ZM108 125H109V123H108ZM15 128H16V124H15V126H14ZM13 126H12V128H14ZM24 127V126H23ZM43 127H45V126H43ZM48 127V126H47ZM59 127V126H58ZM108 127V126H107ZM107 127H104V129L105 128H107ZM4 128H6V127H4ZM11 128V129H12ZM17 128L16 129H14V130H17ZM21 129V130H20ZM20 129H18V130H20V131H22V127L20 128ZM50 129V128H49ZM60 129V128H59ZM1 130H4L3 129V127H2V129ZM8 130H10V129H8ZM6 131V129L4 130V131H6V133L7 132H10V135L13 137L16 133H17V131H15L13 134H11V130L10 131ZM3 131V132H4ZM49 131H51V130H48V132ZM263 131V130H262ZM3 132H1V133H3ZM259 132V131H258ZM260 132H261V130H260ZM5 133V134H6ZM34 133V132H33ZM36 133H37V131H36ZM46 133V132H45ZM59 133H61L60 131H56V128L54 127V128H52V132H51V140L50 141H48L47 139H45V138H43L42 140H40V142H39V144H40V146H39V152H41V153H44V152H46V154H47V151L49 152V150L51 149V145L48 147V145L49 144H51V143H53V145L55 146V144H54V142L53 141H55V140H57L58 138H59ZM255 133H256V131H255ZM255 133H254V136H256L255 135ZM262 133V132H261ZM7 134H9V133H7ZM22 134V133H21ZM20 133L18 134V137H19V135H21ZM1 135H3V136H5L4 135V133L3 134H1ZM125 135V134H124ZM136 135V134H135ZM261 135V134H260ZM264 135V134H263ZM7 136V135H6ZM9 136V135H8ZM22 136V135H21ZM18 137H15L16 139L18 138ZM38 137V136H37ZM62 139H63V137L62 136H60ZM151 137V136H150ZM264 137V136H263ZM60 138V139H61ZM119 138V137H118ZM117 138V139H118ZM125 138H126V136H125ZM155 138V137H154ZM147 139V138H146ZM154 140H156V139H154ZM114 141V140H113ZM148 141V140H147ZM146 141V142H147ZM151 142H152V145H154L153 144V140L151 139L150 140ZM171 141V140H170ZM60 142H61V140H60ZM137 143H138V140L136 141ZM141 142H142V140H141ZM149 142V141H148ZM32 143V142H31ZM33 143H35V142H33ZM62 143H63V146H64V142L62 141ZM61 143V144H62ZM124 143V142H123ZM136 143V144H137ZM154 143H156V141L154 142ZM97 144V143H96ZM133 144V143H132ZM135 144V143H134ZM139 146H138V149L140 148L141 150H142V152H143V146H144V144L143 145H141V143H140V141H139ZM151 144V143H150ZM98 145V144H97ZM146 146L148 145L147 143L145 144ZM53 146V148H55ZM61 146V145H60ZM0 147H2V146H0ZM58 147V146H57ZM143 147V148H142ZM32 147H30V149H31ZM63 148V147H62ZM146 148V147H145ZM34 150H35V148H33ZM47 149H49V150H47ZM56 149V148H55ZM131 149V148H130ZM130 149H128L129 151L128 152H130L131 150ZM133 149V151L135 150L134 148H132ZM138 149L136 148V150L134 151V153H130L131 155H129L130 156V159H132V161H134V159L133 158H131L132 157V155L133 154H135V152H137L138 151ZM53 151H54V149H53ZM63 152H64V150H63ZM62 152V153H63ZM124 152V151H123ZM123 152H122V154L121 155H123ZM125 152L126 153H128L127 152V150H125ZM141 152V153H142ZM52 153V152H51ZM140 153V150H139V154H138V152L136 153V154H138V155H140L141 154ZM2 154V153H1ZM50 154V153H49ZM47 154V158H51V157H48V156H53V157H55L54 156V154L52 153V154ZM135 154V155H136ZM43 155V154H42ZM56 155V154H55ZM109 155V154H108ZM4 156V155H3ZM111 157L113 156V155H110ZM263 157H264V155H262ZM0 157H2V156H0ZM45 157V156H44ZM110 157V158H111ZM115 157L118 159V157L117 156H114L113 158H114V160H116L115 159ZM134 157V156H133ZM262 157V158H263ZM45 159L44 158V161H47L48 162V160L49 159ZM104 158V157H103ZM107 157L105 156V159H106ZM127 158L129 159V157L127 156ZM135 159H136V157H134ZM56 159V158H55ZM112 159V158H111ZM128 159H126V160H128ZM152 159H154V158H152ZM151 159V160H152ZM42 160V159H41ZM100 160V159H99ZM139 160V159H138ZM150 159H149V162L151 161ZM264 160V159H263ZM3 161V160H2ZM43 160L42 161H40V166L39 167H41V166H44V168L46 167L45 166V162H44ZM105 161V160H104ZM117 161V160H116ZM123 161V160H122ZM125 161V160H124ZM129 161V160H128ZM127 161V162H128ZM142 161V160H141ZM153 161V160H152ZM35 162V161H34ZM100 162H101V160H100ZM130 162V161H129ZM128 162V163H129ZM140 162V161H139ZM138 162V163H139ZM55 163V162H54ZM117 163V162H116ZM125 163H126V161H125ZM137 163V162H136ZM135 163V164H136ZM141 163V162H140ZM144 163V162H143ZM151 163V162H150ZM155 163H157V162H155ZM53 164V163H52ZM51 163H50V166L52 165ZM121 164V163H120ZM122 164H123V162H122ZM152 164H153V162H152ZM203 164H205V163H203ZM207 164V163H206ZM20 165V164H19ZM53 165H56V164H53ZM52 165V166H53ZM136 165H138V164H136ZM143 164H141L140 166H142ZM155 165V164H154ZM153 165V167H151V168H153V170L156 168L155 166ZM208 165V164H207ZM1 166H2V163H1ZM5 165H3V167H4ZM21 166V165H20ZM52 166H51V170H53L52 169ZM62 166H63V168H65L66 170H69V168H71L70 167V165H69V163H67L66 161H65V163H63L62 164ZM86 166L87 167H89L90 165H89V163H87L86 164ZM127 166H128V164H127ZM162 167L163 168V165H159V167ZM168 166V165H167ZM200 166V165H199ZM198 166V167H199ZM248 166H249V164H248ZM121 167V166H120ZM119 167V168H120ZM124 167H125V164H124ZM139 167V166H138ZM144 167V166H143ZM143 167H141V169L143 168ZM146 167V166H145ZM148 167V166H147ZM149 167H150V165H149ZM161 167H160V169H161ZM164 167H166V165L164 166ZM38 168V167H37ZM42 168V167H41ZM41 168H39V170L41 169ZM55 168H58L59 170L61 169V166H59L58 167V165H57V167L55 166ZM132 168H133V165H132ZM136 168V167H135ZM134 168V170H136ZM197 168V167H196ZM195 168V169H196ZM2 169V170H1ZM5 169H7V168H5L4 167V169L2 168V167H0V171H6ZM21 169H23L22 167H21ZM124 169V168H123ZM128 169V168H127ZM139 168H137V170H138ZM140 169V170H141ZM160 169H159V171H160ZM24 170H25V167H24ZM38 170V171H39ZM50 170V171H51ZM57 170V169H56ZM55 170V171H56ZM121 170H122V168H121ZM137 170H136V172H137ZM153 170L151 169V171L153 172ZM167 170H169L170 171V169H166V170H164L163 169V171H160L161 172V174H162V172H164V171H166V173L168 172ZM54 171V172H55ZM158 171V172H159ZM190 171V170H189ZM196 171H199V169L197 168L196 169ZM57 172H59V171H57ZM89 172V171H88ZM92 172H93V169H92ZM97 172V171H96ZM146 172H147V170H146ZM158 172H154V173H152V174H154V177H155V179L157 178L155 175L158 173ZM49 173V172H48ZM48 173H46V174H48ZM52 173H53V171H52ZM52 173H49V174H51L52 175ZM60 173V172H59ZM59 173H57V175H58V177H62V175L61 174H59ZM82 173H84V172H82ZM86 173V172H85ZM84 173V174H85ZM141 173H142V171H141ZM144 173V172H143ZM142 173V174H143ZM190 173V172H189ZM45 175V176H51V175ZM55 174V173H54ZM127 174V173H126ZM129 174H131V172L130 173H128V175ZM160 174V175H161ZM164 174H165V172H164ZM197 174H199V172H197ZM57 175H53V179L55 178V176L57 177ZM71 175V174H70ZM145 175H147L146 173H145ZM150 175H151V173H150ZM150 175H149V177H150ZM159 175V174H158ZM163 175V174H162ZM168 175V174H167ZM45 176H43L44 178H47V177H45ZM63 176H65V174H63ZM69 176V175H68ZM93 176V175H92ZM92 176H90V177H92ZM107 176H109V175H107ZM122 176V175H121ZM142 176V175H141ZM141 176H140V174H139V177L141 178ZM153 175H151V177H152ZM165 176V177H164ZM42 177V178H43ZM125 177V176H124ZM129 177V176H128ZM147 177V176H146ZM154 177L153 178H150L151 180L152 179H154ZM163 177H164V179L165 178H167L166 177V175H163ZM162 177V178H163ZM197 177V176H196ZM43 178V179H44ZM52 178V177H51ZM60 178H59V180H60ZM65 178H67L66 176H65ZM88 178V177H87ZM161 177L159 176V179H157L156 181H158V180H160L159 182L161 183L162 181V184H164L165 183V181H166V183H167V180H168V178H167V180H163L162 178L160 179ZM197 178H199V177H197ZM69 179V178H68ZM111 179V178H110ZM122 179H123V177H122ZM143 178H141V183L139 182V186H140V184H142V182H143V180H142ZM145 179H147V178H144V180ZM56 179H54V181H55ZM62 180H64V179H62ZM65 180H67V179H65ZM78 180V179H77ZM84 180V179H83ZM90 179H88V181H89ZM150 180V181H151ZM82 181V180H81ZM85 181V180H84ZM87 180H86V182L89 184L90 182H88ZM93 181H94V178H93ZM150 181H148V183H149V185H150V183H152V182H150ZM153 181V180H152ZM155 181V182H156ZM78 182V181H77ZM110 182V181H109ZM108 182V183H109ZM145 182V181H144ZM143 182V183H144ZM159 182H157L158 184H159ZM195 182H196V180H195ZM198 182V181H197ZM57 183V182H56ZM85 183V182H84ZM148 183H144V184H148ZM40 184V183H39ZM38 184V185H39ZM80 184V183H79ZM90 184H92V183H90ZM144 184H143V186H144ZM153 184V183H152ZM154 184H156V183H154ZM153 184V185H154ZM50 185V184H49ZM60 185V184H59ZM69 185V184H68ZM67 185V186H68ZM82 184H80V185H78V186H81ZM110 185V184H109ZM127 185V184H126ZM126 185H122V186H126ZM33 186V185H32ZM64 185H62L61 186V189H62V191L63 190H65V189H63L64 187H63ZM67 186H65V187H67ZM70 186V185H69ZM68 186V187H69ZM84 186V185H83ZM93 186V185H92ZM97 186V185H96ZM121 186V187H122ZM127 186H129V184L127 185ZM155 186V187H154ZM153 186V188H155L156 189V185H154ZM163 186V185H162ZM41 187H42V185H41ZM47 187V186H46ZM52 187L53 188H55V186H53L52 185ZM57 187H58V185H57ZM63 187V188H62ZM77 187V186H76ZM82 187V186H81ZM120 186H118V188H121ZM141 187H142V185H141ZM152 187V186H151ZM158 187H159V185H158ZM157 187V189H160V192H161V185H160V188H158ZM25 189L24 190H26L24 193H25V195H26V197L27 196H29L30 195V197H32V193H33V191H32V188H34V186L31 188V187H29V186H25L24 187ZM73 188V187H72ZM71 188V189H72ZM78 188V187H77ZM87 188V189H86ZM84 190L85 191H87L88 190V192L90 191L89 189H88V186L86 187ZM118 188H117V190H115V191H118V193L122 190V189H120V191L118 190ZM139 188V187H138ZM164 188V187H163ZM184 188V187H183ZM10 189V188H9ZM38 189V188H37ZM37 189H35V191H37ZM43 188H40V190H42ZM45 189H47V192H48V188H45ZM51 189V188H50ZM74 189V188H73ZM72 189V191H76L75 189L73 190ZM91 189V188H90ZM124 189V188H123ZM126 189V188H125ZM145 189V188H144ZM156 189V190H157ZM5 190V189H4ZM21 190V189H20ZM54 189H52V191H53ZM56 191H57V189H55ZM58 190H59V187H58ZM141 190H143V188L141 189ZM154 191V192H158V191ZM163 190L164 189H162V193H166V190H164V192H163ZM184 190H186V188L184 189ZM10 191V190H9ZM34 191V192H35ZM66 191H67V189H66ZM84 191V193H86ZM91 191H92V189H91ZM91 191H90V193H91ZM93 191H96V190H93ZM98 191V190H97ZM183 191V190H182ZM189 191V190H188ZM49 192H51V191H49ZM64 192V191H63ZM68 192V191H67ZM81 192H82V190H81ZM152 192V191H151ZM184 192V191H183ZM2 193H3V189H2ZM6 193V192H5ZM23 193V192H22ZM24 193H23V195H24ZM37 194L39 193V192H36ZM41 193V192H40ZM55 193V192H54ZM54 193H53V195L52 196H54ZM57 193H58V191H57ZM90 193H88V194H90ZM113 193H116V192H114L113 191ZM112 193V194H113ZM186 193V192H185ZM184 193V194H185ZM21 194V193H20ZM37 194H35V195H33V196H37ZM42 194V193H41ZM65 194V193H64ZM69 194H70V192H69ZM87 194V195H88ZM151 194V193H150ZM153 194V193H152ZM180 194V193H179ZM262 194H264V191H263V193ZM11 195V194H10ZM14 195V194H13ZM12 195V196H13ZM67 195H68V193H67ZM66 195V196H67ZM86 195V196H87ZM104 195V194H103ZM105 195H107V194H105ZM123 195V194H122ZM153 195H155V193L153 194ZM158 195V194H157ZM181 195V194H180ZM8 196H9V192H8ZM43 196V195H42ZM113 196H115V194L114 195H112V196H110L109 197V195H108V197L109 198H111V197H113ZM118 197L115 199V198H113L112 199V201L114 202V201H118V199L120 200V202L118 203V205H120V203H121V193H120V195H117ZM124 196H126V195H123V197ZM159 196V195H158ZM204 196V195H203ZM261 196V195H260ZM258 197V198H255V199H251V200H249L248 202L249 203H233L232 205H231V207H235V206H237V205H239L240 206V209L234 214V213H229L230 211H229V209H228V211H226V209H224L223 207H221V208H212V209H215V214L213 215V219L214 220H212L213 222L211 223V221H210V223H208V221L205 223V224H210V228H208V227H204L203 229H201V230H199V232H196L195 230L194 231H192L191 232V234H188L187 235V239L191 242V244H193L194 246H196V248H197V251H196V254L197 255H199V257H198V260H197V258H196V261H198V262H200V263H202L206 258L205 257H208L209 255H213V257H214V255L215 254H219V253H221L222 255H224V256H226V257H229L230 256V254H231V252H229V253H222L221 251L223 250V251H225V249H227L228 248V246H230L231 244H228L227 243V241H228V236H226V232L227 231H229V232H231V230H227V228L229 227V224H231V226H232V224L234 223V224H236V222L235 221H237L238 219H236L235 217V215H237V216H239V217H241L240 219L241 220H244V221H246L247 220V223L249 224V221H248V214H249V212H251V211H253L254 210V208L255 207H257V208H259L260 206H262V207H264V201H260V199H261V197ZM0 197H2V196H0ZM20 197H21V195H20ZM61 197H62V195H61ZM87 197H89V196H87ZM92 197V196H91ZM91 197L89 198V199H91ZM102 197V196H101ZM107 197V198H108ZM120 197V198H119ZM122 197V198H123ZM132 197V196H131ZM240 197V196H239ZM238 197V198H239ZM6 198V197H5ZM10 198H12V197H10ZM10 198H8V201H9V199ZM14 198V197H13ZM12 198V199H13ZM18 198V197H17ZM25 198V197H24ZM23 198V196H22V199H24ZM80 198H82V197H80ZM107 198H105V200L107 199ZM260 198V199H259ZM264 198V197H263ZM262 198V200H264ZM38 199H41V198H38ZM68 199V198H67ZM77 199V198H76ZM87 199V198H86ZM115 199V200H114ZM129 199H131L130 197H129ZM197 199V198H196ZM200 199V198H199ZM202 199V198H201ZM211 199V198H210ZM27 200H28V197H27ZM82 200V199H81ZM103 200V199H102ZM111 200V199H110ZM110 200L108 199V202L109 203H107V205H109L110 204ZM124 200H126V199H124ZM124 200H122L123 202H124ZM175 200V199H174ZM181 200V199H180ZM204 200V199H203ZM239 200V199H238ZM1 201V200H0ZM17 201H18V199H17ZM63 201V200H62ZM78 201V200H77ZM77 201H76V203H77ZM80 201V200H79ZM116 201V202H117ZM176 201V200H175ZM205 201V200H204ZM221 201V200H220ZM240 201H242V199L240 200ZM25 202H27L26 201V199H25ZM29 202H31V201H29ZM38 202H39V200H38ZM56 202V201H55ZM86 202V201H85ZM127 204L129 203L127 200L125 201ZM144 202V201H143ZM234 202H235V200H234ZM4 203V202H3ZM6 203H7V199H6ZM6 203H4V204H6ZM14 203V202H13ZM23 203V202H22ZM48 203V202H47ZM51 203V202H50ZM69 203V200L67 201V203L65 202V204H66V206H67V204ZM79 203V202H78ZM103 203H104V201H103ZM112 203V202H111ZM149 203V202H148ZM178 203H179V201H178ZM1 205H2V203H0ZM15 204V203H14ZM35 204H36V202H35ZM60 204H61V202H60ZM70 205L69 206H71V202L69 203ZM73 204V203H72ZM101 204H102V202H101ZM105 204V203H104ZM141 204V203H140ZM199 204L201 205L202 204V202L200 203L199 202ZM253 204H255L254 206H253ZM7 205V204H6ZM16 205V204H15ZM20 205V204H19ZM31 205V204H30ZM39 205V204H38ZM53 205V204H52ZM57 205V204H56ZM62 205V204H61ZM78 205V204H77ZM97 205H98V203H97ZM97 205H96V207H97ZM117 205V206H118ZM138 205V204H137ZM137 205H135V206H133V207H135L136 209L135 210H137L139 213L138 214H141L142 212L141 211H143L142 209H144V208H142L141 207V211H139L140 210V208H137L136 206ZM178 204L177 203H175V207L177 206ZM18 206V205H17ZM72 206H74V207H77V206H75V205H72ZM71 206V207H72ZM79 206V205H78ZM85 206V205H84ZM91 206V205H90ZM90 206H89V208H90ZM115 207H116V205H114ZM139 206V205H138ZM180 205H178L176 208L175 207H173L172 206V208L174 209H179L178 207H179ZM25 207V206H24ZM57 207V206H56ZM65 207V206H64ZM80 207V206H79ZM88 207V206H87ZM92 207V206H91ZM105 207V206H104ZM211 207V206H210ZM261 207V208H262ZM32 208V207H31ZM48 208V207H47ZM57 208H59V207H57ZM127 208V207H126ZM125 208V209H126ZM128 208H129V206H128ZM197 208V207H196ZM236 208V207H235ZM0 209H1V206H0ZM7 209H8V205H7ZM25 209V208H24ZM52 209H53V207H52ZM64 209V208H63ZM74 209V208H73ZM72 209V210H73ZM106 209H107V207H106ZM105 209V211H107ZM139 209V210H138ZM171 209V208H170ZM188 209V208H187ZM203 209V208H202ZM2 210V209H1ZM36 210H38V207H37V209ZM83 210V209H82ZM87 210H89V209H86V211ZM90 210H91V208H90ZM94 210V209H93ZM98 211H99V208L97 209ZM119 210H121V209H119ZM145 210V209H144ZM163 210H165V209H163ZM172 210V209H171ZM171 210H169V211H171ZM176 210V211H177ZM195 210V209H194ZM204 210V209H203ZM233 210V209H232ZM64 211V210H63ZM84 211V210H83ZM85 211V212H86ZM95 211H96V209H95ZM93 212V214H91V218L90 219H92V216L93 215H95L94 213H96V212ZM104 211V212H105ZM122 211H124V210H122ZM127 211V210H126ZM137 211H136V213H137ZM173 211V210H172ZM171 211V213H172V215H173V212ZM184 209H183V214H184ZM213 211V210H212ZM26 212V211H25ZM39 212V211H38ZM54 212V211H53ZM87 212H89V211H87ZM104 212H103V215H104ZM135 212V211H134ZM178 212V211H177ZM176 212V213H177ZM181 212V211H180ZM188 212H189V210H188ZM214 212V211H213ZM212 212V213H213ZM256 212H257V210H256ZM261 213L263 212V211H260ZM259 212V213H260ZM15 213H16V211H15ZM56 213V212H55ZM64 213H65V211H64ZM71 213V215H72V212H70ZM75 213H77V212H75ZM108 213H110V211H108ZM107 213V214H108ZM133 213V212H132ZM135 213V214H136ZM170 212H169V214H171ZM207 213L208 212H206V216H207ZM17 214V213H16ZM47 214V213H46ZM57 214H59V212H57ZM67 214H69V213H67ZM80 214V213H79ZM107 214H106V216H107ZM130 214V213H129ZM129 214H128V216H129ZM134 214V213H133ZM190 214V213H189ZM188 214V215H189ZM199 214V213H198ZM211 214V213H210ZM246 214V215H245ZM41 215V214H40ZM56 215V214H55ZM66 215V214H65ZM70 215V214H69ZM82 215V214H81ZM126 215V214H125ZM164 215V214H163ZM171 215V216H172ZM176 215V217H178L179 215H180V213L179 214H175ZM175 215H174V217H175ZM184 215H186V213L184 214ZM187 215V216H188ZM247 216V219L245 220V219H242V218H244L245 216ZM79 216V215H78ZM127 216V215H126ZM131 216H132V214H131ZM138 216H140V215H138ZM170 216V218L168 219V220H170L172 217ZM181 216V215H180ZM180 216L178 217L179 219V221H182L183 219H185V217H181L180 218ZM201 216V215H200ZM244 216V217H243ZM1 217V216H0ZM17 217V216H16ZM37 217V216H36ZM56 217V216H55ZM72 217V216H71ZM81 217V216H80ZM94 217V216H93ZM120 217V216H119ZM142 217H144L143 215H142ZM142 217H138V218H142ZM146 217V216H145ZM173 217V218H174ZM174 218V220L176 221L177 220V218ZM233 217L236 219V220H234L233 219ZM256 217V216H255ZM12 218V217H11ZM66 218H67V216H66ZM68 218H69V216H68ZM73 218H74V215H73ZM84 218V217H83ZM126 218V217H125ZM129 218H130V216H129ZM147 218V217H146ZM146 218H143V219H145V221H144V223L147 221L146 220ZM172 218V219H173ZM188 218V217H187ZM249 218H250V214H249ZM46 219V218H45ZM75 219V218H74ZM94 219V218H93ZM92 219V220H93ZM105 219H107V218H105ZM105 219H104V221H105ZM112 219V218H111ZM118 219H120V218H118ZM137 219V218H136ZM251 219V218H250ZM12 220H14L13 218H12ZM50 220H51V218H50ZM56 220V219H55ZM78 220V219H77ZM77 220H72L73 221V224L72 225H74V222L75 221H77ZM81 220V219H80ZM108 220V219H107ZM106 220V221H107ZM137 220H139V219H137ZM252 220V219H251ZM19 221V220H18ZM27 221V220H26ZM57 222H58V220H56ZM82 221V220H81ZM91 221V220H90ZM88 221V223L87 224H89V223H91L92 224V222L93 221ZM105 221V222H106ZM119 221V220H118ZM128 221H129V219H128ZM139 221H141V220H139ZM138 221V222H139ZM149 221H151L150 219H149ZM172 221V220H171ZM170 221V222H171ZM178 221V222H179ZM184 221V220H183ZM202 221V220H201ZM231 221H234L233 223L231 222ZM240 221V220H239ZM244 221H242V231H244L243 230V225L245 226L246 224H243V222ZM255 222L257 221V223H258V221H259V223H260V220H257V219H255L254 220ZM263 221V219L261 220V222ZM9 222V221H8ZM103 222V221H102ZM105 222H103V223H105ZM148 222V221H147ZM147 222L145 223L146 224V226H148V224H147ZM177 222V221H176ZM251 222V221H250ZM18 223H21V222H18ZM27 223H29V222H27ZM42 223H43V221H42ZM45 223V222H44ZM43 223V224H44ZM65 223V222H64ZM68 223V222H67ZM76 223V222H75ZM99 223H101V221L99 222ZM107 223V222H106ZM105 223V224H106ZM110 222H108V225L110 226V224H109ZM144 223H143V225H144ZM197 223V222H196ZM204 223V222H203ZM240 223V222H239ZM245 223V222H244ZM26 224V223H25ZM69 224H71V223H69ZM90 224V225H91ZM102 224V223H101ZM101 224L99 225L100 227H101ZM112 224H113V220H112ZM126 225L128 224L127 222L125 223ZM137 224V223H136ZM142 223L140 222V225H141ZM151 224V223H150ZM171 224H172V222H171ZM255 224V223H254ZM33 225V224H32ZM46 225H48V224H46ZM56 225V224H55ZM54 225V226H55ZM66 225H68V224H66ZM76 225V224H75ZM74 225V226H75ZM103 225V224H102ZM108 225H105V226H108ZM125 225V226H126ZM195 225V224H194ZM240 225V224H239ZM260 225H262V224H260ZM8 226V225H7ZM30 226V225H29ZM35 226V225H34ZM37 226V225H36ZM50 226V225H49ZM48 226V227H49ZM53 226V225H52ZM88 226V225H87ZM86 226V227H87ZM108 226V227H109ZM139 226V225H138ZM236 226V225H235ZM22 227H24V224H23V226ZM111 227H113L112 225L109 227V229L113 232L114 230H113V228H111ZM116 227V226H115ZM115 227H114V229H115ZM130 227V226H129ZM137 227V226H136ZM142 227H144V226H142ZM149 227V226H148ZM148 227H145L146 229L148 228ZM150 227H152V226H150ZM171 227V226H170ZM185 227V226H184ZM237 227V226H236ZM235 227V228H236ZM257 227L258 226H256V230L254 229L253 230V232L254 231H258L259 229H257ZM263 227H264V225H263ZM10 228V227H9ZM11 228H12V226H11ZM36 228V227H35ZM39 229H40V227H38ZM42 228V227H41ZM43 228H45V227H43ZM60 228V227H59ZM169 228V227H168ZM167 228V229H168ZM196 228V227H195ZM194 228V229H195ZM199 228V227H198ZM232 228V227H231ZM230 228V229H231ZM259 228H260V230L262 229V226H259ZM6 229V228H5ZM20 229H21V227H20ZM25 229V228H24ZM55 229V228H54ZM63 229V228H62ZM67 229V228H66ZM73 229V228H72ZM71 229V230H72ZM80 229V228H79ZM88 229V228H87ZM86 229V230H87ZM144 229V228H143ZM172 229V228H171ZM240 229V230H241ZM22 230V229H21ZM28 230V229H27ZM41 230V229H40ZM52 230V229H51ZM64 230H65V228H64ZM85 229L81 232V234H85V232L84 231H86ZM100 230V229H99ZM130 230H131V228H130ZM133 230H134V228H133ZM152 230V229H151ZM169 230H170V228H169ZM192 230V228L190 229L189 228V230H186L187 232L188 231H191ZM239 230V229H238ZM240 230H239V233H242V232H240ZM259 230V232H262V231H260ZM15 231V230H14ZM46 231V230H45ZM45 231H43V232H45ZM70 231V228H69V230L67 229L66 230V233L67 232H69ZM74 231H76V228H75V230ZM74 231H72L73 233H75ZM89 231V230H88ZM88 231H86L87 233H89ZM136 231H137V229H136ZM170 231H172V230H170ZM235 231V230H234ZM30 232H32V231H30ZM59 232V231H58ZM97 232H98V230H97ZM115 232V231H114ZM149 232V231H148ZM152 232V231H151ZM229 232H227V233H229ZM131 233V232H130ZM179 233V232H178ZM233 233V232H232ZM239 233H238V235H239ZM18 235H19V233H17ZM16 234V235H17ZM21 234H22V232H21ZM30 234V233H29ZM37 234L39 235V233H38V231H37ZM54 234H56V232H54ZM64 234V233H63ZM70 237H72L73 235H74V237L76 236L75 234H71V232H70V234L69 233H67ZM67 234H65V235H67ZM100 234H102L101 232H100ZM115 234V233H114ZM118 234V233H117ZM123 235H124V237H125V234L124 233H122ZM260 234V233H259ZM22 235H24V234H22ZM27 235V234H26ZM41 235V234H40ZM67 235V236H68ZM89 235V234H88ZM96 235V234H95ZM121 235V234H120ZM123 235H122V237H123ZM154 235V234H153ZM227 235H230V234H227ZM242 236H244L243 234H241ZM261 235V234H260ZM12 236V235H11ZM33 238H34V235H31ZM43 236V235H42ZM69 236L68 237H65L66 238V240L69 238ZM101 236V235H100ZM115 236V235H114ZM135 236H136V234H135ZM184 236V238H185V235H183ZM18 237H21V236H18ZM31 237V238H32ZM64 237V235L61 237V238H63ZM84 237V236H83ZM116 237H119V235H116ZM121 237V236H120ZM122 237H121V239H122ZM149 237V236H148ZM147 237V238H148ZM167 237V236H166ZM240 238H241V236H239ZM29 238V237H28ZM33 238L31 239V240H33ZM41 238H43V237H41ZM44 238H45V236H44ZM51 238V237H50ZM94 239H95V236L93 237ZM162 237H161V235H160V239H161ZM183 238V239H184ZM185 238V239H186ZM36 239H37V237H36ZM72 239V238H71ZM93 239V240H94ZM96 239H98V236L96 237ZM101 239V238H100ZM120 239V238H119ZM173 239H174V237H173ZM177 239V238H176ZM235 239V238H234ZM236 239H239V238H237L236 237ZM242 239V238H241ZM256 239V238H255ZM254 239V240H255ZM259 239V238H258ZM262 239V238H261ZM28 240V239H27ZM42 240V239H41ZM65 240V241H66ZM73 240H74V238H73ZM72 240V241H73ZM75 240H76V238H75ZM126 240V239H125ZM149 240V239H148ZM167 240H168V238H167ZM230 240H231V238H230ZM260 240V239H259ZM58 241V240H57ZM61 241V240H60ZM67 241H69V240H67ZM82 241V240H81ZM98 241V240H97ZM100 241V240H99ZM118 241V240H117ZM124 241V240H123ZM235 241V240H234ZM253 241V240H252ZM258 241V240H257ZM256 241V242H257ZM28 242H31L30 240L28 241ZM45 242H47V239L45 240ZM44 242V245L46 244ZM76 242H78V241H76ZM101 242V241H100ZM128 241H126V243L124 242H122L121 244H126V245H128V243H127ZM136 242V243H135ZM135 242H133V243H135V244H137V242H138V240L137 241H135ZM183 242V241H182ZM238 242V241H237ZM248 242H250V241H248ZM254 242V241H253ZM259 242L260 241H258L256 244H253V245H258L259 244ZM263 241H261L260 242V244L262 243ZM25 243V240H24V242L22 243V244H24ZM32 243V242H31ZM42 243V242H41ZM62 243H63V241H62ZM74 243V241L72 242V244ZM83 243H85V241L83 242ZM97 243V242H96ZM103 243V242H102ZM120 242H118V244H119ZM130 243H132V242H130ZM129 243V244H130ZM158 243V242H157ZM160 243V242H159ZM170 243V240H169V242H168V244ZM251 243V242H250ZM43 244V243H42ZM48 244V243H47ZM46 244V245H47ZM56 244V243H55ZM82 243H80V245H81ZM118 244H116V245H118ZM121 244H119V247H120V245ZM171 244H173V243H170V245ZM177 244H178V242H177ZM180 244V243H179ZM183 244H186V242L185 243H183ZM182 244V245H183ZM187 244H189V243H187ZM244 244V243H243ZM20 245H21V243H20ZM30 245V244H29ZM38 245H39V243H38ZM69 245H71V242L69 243ZM68 245V246H69ZM98 245H100V248H102V246H101V243L100 244H98ZM103 245H105V244H103ZM110 245V244H109ZM125 245V246H126ZM153 245V244H152ZM174 245V244H173ZM181 245V244H180ZM24 246V245H23ZM49 246V245H48ZM54 246V245H53ZM62 246V244L60 245V247ZM66 246V245H65ZM83 246V245H82ZM81 246V247H82ZM96 245L94 244V247H95ZM107 246V245H106ZM123 245H121V247H122ZM137 246V245H136ZM143 246V245H142ZM158 246V245H157ZM193 246V247H194ZM232 246V245H231ZM250 246V245H249ZM259 246V245H258ZM21 247V246H20ZM20 247H19V249L18 250H20ZM26 247V246H25ZM37 247V246H36ZM40 247V246H39ZM59 245H58V250H60L59 248ZM63 247V246H62ZM61 247V248H62ZM80 247V248H81ZM89 247V246H88ZM93 247V246H92ZM98 247V246H97ZM120 247V248H121ZM236 247V246H235ZM243 248H244V245L242 246ZM27 248V247H26ZM38 248V247H37ZM45 248V247H44ZM90 248V247H89ZM96 248V247H95ZM95 248H94V250H95ZM104 248H105V246H104ZM104 248H102V252H100V253H98L99 255L100 254H102L103 253V249ZM116 248V247H115ZM120 248H117V249H120ZM134 249L136 248V247H133ZM132 248V245H131V248L130 247H125V249H132V251L134 250ZM241 248V247H240ZM246 248V247H245ZM252 248H255V247H252ZM15 249V248H14ZM22 249V248H21ZM25 249V248H24ZM34 249V248H33ZM87 249V248H86ZM125 249L123 250V251H125ZM188 249V248H187ZM38 250H39V248H38ZM45 250H46V248H45ZM45 250H44V253H45ZM52 250H53V248H52ZM57 250V251H58ZM88 250V249H87ZM91 250V249H90ZM109 250V249H108ZM137 250V249H136ZM139 250H140V248H139ZM138 250V251H139ZM147 250V249H146ZM154 250V249H153ZM181 250H183V251H181L180 253H182L183 254V252H185V250L186 249H181ZM189 250V249H188ZM196 250V249H195ZM239 250H241L242 251V248L241 249H239ZM37 251V250H36ZM47 251V250H46ZM86 251V250H85ZM89 251V250H88ZM88 251H87V254L86 253H83V255L84 254H86V258L84 257V256H82V257H84L85 259H87V255H89L88 254ZM96 251H97V248H96ZM95 251V252H96ZM118 251V250H117ZM120 252H122L123 253V251H122V249L121 250H119ZM113 252V253H115V254H113L114 255V257L113 258H111V259H109V260H107V261H105V262H103L102 264H125V261L127 262V257H129V258H131L130 257V255H125L126 254V252H124V254H119L120 252ZM127 251V250H126ZM131 251V252H132ZM147 251H149V248H148V250ZM173 251V250H172ZM48 252V251H47ZM46 252V253H47ZM52 251H50V253H51ZM58 252H60V251H58ZM64 252H65V250H64ZM79 252V251H78ZM161 252V251H160ZM160 252H158V253H160ZM170 252V251H169ZM195 252V251H194ZM28 253V252H27ZM149 253V252H148ZM157 253V254H158ZM173 253V252H172ZM176 253H177V251H176ZM248 253H249V251H248ZM247 253V254H248ZM251 253V252H250ZM5 254H8V253H5ZM23 254H25V253H23ZM35 254V253H34ZM40 254V253H39ZM92 254V253H91ZM97 254V253H96ZM156 254V253H155ZM161 254V253H160ZM162 254H163V252H162ZM9 255V254H8ZM42 255H44V254H42ZM41 255V256H42ZM75 255V257L77 256L76 254H74ZM173 255H177V254H173ZM190 255L192 256V254L190 253ZM236 255H237V252H236ZM244 255V254H243ZM249 255V254H248ZM248 255L247 256H242L241 257V259L242 258H244L245 257V260L247 259V257H248ZM252 255H254V253L252 254ZM252 255H250V257H253ZM5 256V255H4ZM3 256V257H4ZM17 257H18V255H16ZM34 256V255H33ZM32 256V257H33ZM45 256V255H44ZM56 256H57V252H56ZM94 256H97V255H94ZM137 256V255H136ZM153 256H156L157 257V255H153ZM158 256H160L159 254H158ZM163 255H161V257H162ZM165 256V255H164ZM172 256V255H171ZM0 257H2V256H0ZM35 257V256H34ZM112 257V256H111ZM160 257V259H164L165 257L167 258V256H165V257H162L161 258ZM178 257V256H177ZM73 258V257H72ZM98 258V257H97ZM96 258V259H97ZM137 258H139V257H137ZM155 258V257H154ZM159 258V257H158ZM168 258H169V256H168ZM187 258H189V256H183V258L182 259H184V260H186V261H195V259L193 258L192 259V257H190L189 258V260H187ZM205 258V259H204ZM0 259H2V258H0ZM36 259H38V258H36ZM46 259H49L48 257L46 258ZM74 259V258H73ZM94 259V257H92V260ZM132 259V258H131ZM182 259H180V260H182ZM204 259V260H203ZM229 259H234V258H229ZM241 259L239 258V260H234V261H230L228 264H237L238 263V261L240 262L241 261ZM16 260V259H15ZM72 260V259H71ZM71 260H70V262H71ZM83 260V259H82ZM98 260V259H97ZM151 261H153L152 259H150ZM166 260V259H165ZM165 260H163V261H165ZM180 260H177V259H173L171 262L169 261V263L168 264H176V263H178ZM207 260V259H206ZM2 261V260H1ZM42 261H43V259H42ZM96 260H93V261H88V262H95ZM154 261H156L155 259H154ZM162 261V262H163ZM167 261V260H166ZM210 261V260H209ZM228 261V260H227ZM55 262H57V261H55ZM58 262H60L59 264H64V262L63 263H61V261H58ZM69 262V263H70ZM87 262V260H86V263H88ZM97 262V261H96ZM159 262H161L160 260L159 261H156V263L155 264H159ZM160 263V264H163V263ZM41 263H43V262H41ZM48 263H49V261H48ZM72 263V262H71ZM73 263H74V261H73ZM79 263H82V262H80L79 261ZM78 263V264H79ZM85 262H84V260H83V264H84ZM99 263V262H98ZM128 263V262H127ZM184 263V262H183ZM206 263V262H205ZM224 263V262H223ZM33 264H34V262H33ZM90 264V263H89ZM95 264V263H94ZM97 264V263H96ZM100 264V263H99ZM165 264V263H164ZM167 264V263H166ZM243 264V263H242Z\"/></svg>","mask_w":264,"mask_h":264}]
</instances>
